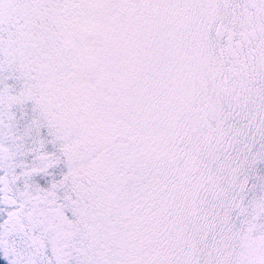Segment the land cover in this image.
Instances as JSON below:
<instances>
[{
  "label": "snow or ice",
  "instance_id": "snow-or-ice-1",
  "mask_svg": "<svg viewBox=\"0 0 264 264\" xmlns=\"http://www.w3.org/2000/svg\"><path fill=\"white\" fill-rule=\"evenodd\" d=\"M0 264H264V0H0Z\"/></svg>",
  "mask_w": 264,
  "mask_h": 264
}]
</instances>
